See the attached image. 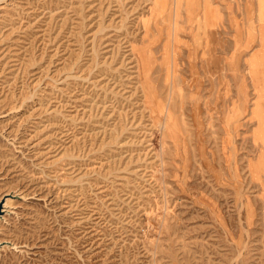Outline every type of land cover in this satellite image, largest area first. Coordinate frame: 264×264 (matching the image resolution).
<instances>
[{
	"label": "rangeland",
	"instance_id": "rangeland-1",
	"mask_svg": "<svg viewBox=\"0 0 264 264\" xmlns=\"http://www.w3.org/2000/svg\"><path fill=\"white\" fill-rule=\"evenodd\" d=\"M0 264H264V0H0Z\"/></svg>",
	"mask_w": 264,
	"mask_h": 264
}]
</instances>
